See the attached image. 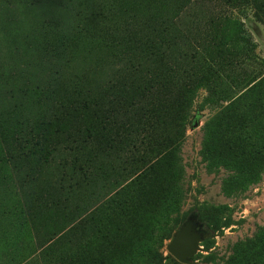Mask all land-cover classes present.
<instances>
[{
	"label": "rangeland",
	"instance_id": "1",
	"mask_svg": "<svg viewBox=\"0 0 264 264\" xmlns=\"http://www.w3.org/2000/svg\"><path fill=\"white\" fill-rule=\"evenodd\" d=\"M188 215L264 264V0H0V264H181Z\"/></svg>",
	"mask_w": 264,
	"mask_h": 264
},
{
	"label": "water",
	"instance_id": "2",
	"mask_svg": "<svg viewBox=\"0 0 264 264\" xmlns=\"http://www.w3.org/2000/svg\"><path fill=\"white\" fill-rule=\"evenodd\" d=\"M196 124H193L195 127ZM204 239V233L197 229L195 215H188L173 233L166 245L169 255L178 263L184 264L198 249V243Z\"/></svg>",
	"mask_w": 264,
	"mask_h": 264
}]
</instances>
